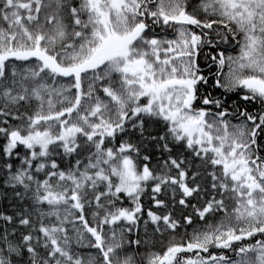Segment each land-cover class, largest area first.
<instances>
[{"label":"snow or ice","instance_id":"snow-or-ice-1","mask_svg":"<svg viewBox=\"0 0 264 264\" xmlns=\"http://www.w3.org/2000/svg\"><path fill=\"white\" fill-rule=\"evenodd\" d=\"M0 264H264V0H0Z\"/></svg>","mask_w":264,"mask_h":264},{"label":"trees","instance_id":"trees-1","mask_svg":"<svg viewBox=\"0 0 264 264\" xmlns=\"http://www.w3.org/2000/svg\"><path fill=\"white\" fill-rule=\"evenodd\" d=\"M231 100H232V101H236V100H237V97H236L235 95H232V96H231Z\"/></svg>","mask_w":264,"mask_h":264}]
</instances>
